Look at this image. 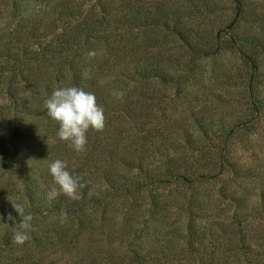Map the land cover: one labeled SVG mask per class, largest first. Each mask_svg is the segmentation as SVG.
Returning <instances> with one entry per match:
<instances>
[{
	"label": "rangeland",
	"instance_id": "374dc122",
	"mask_svg": "<svg viewBox=\"0 0 264 264\" xmlns=\"http://www.w3.org/2000/svg\"><path fill=\"white\" fill-rule=\"evenodd\" d=\"M7 2L0 0V54L29 53L57 41L70 26L61 15L69 8L86 17L90 7L118 14L112 24L123 42L110 53L99 51L94 57L105 55L104 63L93 64L88 80L80 83L103 107L104 123H109L107 110L124 109L114 127L121 126L126 144L151 131L152 145L140 155L147 165L143 167L160 176L159 188L147 189L148 179L136 166L133 171H125L129 166H102L98 152L88 164L63 155L58 125L47 115L42 97L36 103L41 115L32 124L27 120L35 128L27 133L32 149L21 151L22 158L11 152L0 162V264H128L135 251L145 256L144 264H178L195 248L202 249L206 264H264L259 259L264 253V0H241L244 11L237 21L234 0H24L14 7L5 6ZM133 7L138 15L159 12L161 27L146 19L136 22ZM145 61L158 64L160 77L149 90L139 86L135 93L124 91L117 74H130ZM105 62L113 70L109 76L104 74ZM49 69L45 63L42 71ZM114 91L124 95L117 98ZM144 94L156 106L128 113L126 106L139 103ZM6 102L0 93V106ZM165 155L188 158V166H163ZM57 158L67 162L68 171L86 185L83 191L101 206H86L72 218L52 210L53 202L71 200L65 195L47 198L53 182L48 164ZM177 169L191 170L188 178L199 182L175 183ZM133 181L140 184V193ZM123 183L132 193L120 188ZM29 186L41 213L39 222L32 221L39 223L38 239L33 229L23 245H8L3 238L13 228L9 214L19 220L12 202L22 201L27 212ZM77 191L81 199L82 190ZM150 197L161 198L159 210H151ZM237 198H242L241 205L232 200ZM235 215L244 224L248 263L232 256L230 224Z\"/></svg>",
	"mask_w": 264,
	"mask_h": 264
},
{
	"label": "trees",
	"instance_id": "16d2710c",
	"mask_svg": "<svg viewBox=\"0 0 264 264\" xmlns=\"http://www.w3.org/2000/svg\"><path fill=\"white\" fill-rule=\"evenodd\" d=\"M22 2H24V0H8L5 6L14 7L20 5ZM234 3L237 13L235 20L237 21L244 10L241 0H234ZM73 7L75 9L76 5ZM130 9H132L131 18H134L136 22L146 19V23H151L150 25L158 27L162 25V23H158V21L163 19L159 12H152L153 14H148V12H146L144 15H138V11H135L134 7ZM85 12L90 16L88 15L86 17V15L79 13L78 10H72L70 8L66 13H61V15H64L65 19H68L67 22L70 26L65 28V31L59 35L57 41L47 43L42 50L37 49L27 53V50L23 48L24 51L19 50L17 54H12L10 52H3L0 54V61L3 63L0 65V87H2L0 93L5 95L7 101L0 106V147L3 155L0 158V162L8 159L11 156V152L14 158H22L21 155H23V151L32 149V142H30L31 139L28 134H33L35 128L28 127L27 120L29 119V123L32 124L31 120L36 122L35 119L41 115L40 105L36 107V103L40 104V99L42 97L46 98L49 96L53 88L59 85H75L82 88L83 86H81L80 82L83 80L87 81L88 76L93 72L90 67L95 63L100 65L104 63L103 59L105 55L95 58L94 56H88L89 51H94L96 55L99 51L110 53L115 46L123 42L120 40L122 35L117 34V29L119 28H117L115 24H112V22L117 21V19H115L118 16L117 13L112 15L110 10L103 6L100 8L90 7L88 12ZM80 16H83L82 20L81 18H77ZM60 19H62V17ZM72 21L75 22L73 23ZM119 35H121V37L118 39ZM54 43L55 45H53ZM45 63L52 66V69L45 70V73H43L42 69L45 67ZM31 64L37 67H31ZM110 66L111 64H109V62H105L103 66L105 67L106 72L104 74L106 76L113 73V70L109 68ZM157 68H159L157 63L145 61V66L133 67L130 70V74L120 71V74H117L116 77L119 83L118 85L124 91H129L131 93H135V90L138 89L139 86L149 90L153 79L160 77V74H158L160 70ZM85 72H87L86 77L83 75ZM45 74L47 77L42 81L41 77ZM160 82L163 84L162 80ZM152 98L153 97L144 94L142 98L138 99L139 103L126 106L127 112H136L138 108H142V111H149L156 106ZM107 111L105 115L106 118L109 119V123H104V128H106L97 132L90 128L86 133L87 143L85 151L76 153L67 147L66 142L60 141L58 148L61 153H63V155L75 157L76 159L82 160L83 163L88 164V162L92 160V154L98 152L101 156L100 161L102 166H129V168L124 167L126 169L125 171H133L134 168L132 167L136 166L135 168H137L138 171H142L141 175H144L148 179L147 189L153 186L159 188L157 179L160 176V172H157L155 169H146L143 167L147 165H144V157L140 155L147 151V145H152V140L150 138H154V136L151 131L148 129V134L145 133L143 136L132 140L131 143L126 144L127 139L124 141L120 138L122 132L121 126L114 127L115 122L118 124L121 123L118 119L123 117L124 109H114L112 111L110 109ZM112 117H116L114 122H111ZM92 131L96 133L92 134ZM34 135L31 136V138L34 137ZM203 148L204 147L200 150L202 155V152H204ZM90 149L93 152L90 151ZM164 157L166 160L163 161V166H177L176 164L178 162L181 163L179 166H188L186 165L188 158L179 157L175 160V157L169 155H165ZM189 171L185 172L184 170L177 169L173 175L176 179L175 183H184V186H189L190 184L194 185L199 182L200 179L190 180L188 178L186 173H189ZM203 177L206 179L205 176ZM209 180H212V178L209 177ZM132 183L138 184V186L134 188V191L140 193L142 189L140 184L135 181ZM85 187L86 185H82V187L79 188L82 190L81 194H83L81 199L53 202L51 204L52 210L54 209V211L59 212L60 215L66 212L69 218H72L77 212L85 210L86 206H101L102 204L99 201L92 196L89 197L88 192L83 191ZM120 188H122L124 192L132 193L125 183H123ZM26 195L29 198L34 197V192L31 190L30 186L26 191ZM132 195L135 196V193ZM159 198L155 201L150 197L151 200L149 199L148 202L151 204V210H159L161 208V198ZM241 199L238 200L237 198L232 200L241 205ZM27 212L32 213L33 221H40L39 214L41 213L38 210V206L32 201V198L30 199ZM42 217L44 218L45 216ZM241 221L242 220L235 215L232 217V222L230 224L233 227L232 240H234L232 242V256L234 257L238 254L236 258L238 262H242L244 259L243 262L248 263L249 261L246 260V254H248L249 251L245 246L244 233H242V231H244L242 225L244 224H242ZM16 223H19V220H17ZM38 224L39 223L33 225L34 230L31 234L35 233ZM8 230L5 238H3V242L13 246L14 244L11 242L13 228L11 231ZM34 235H36L34 239L37 240V232ZM190 235L194 237L192 232H190ZM262 237L264 239V235ZM189 244L192 245L191 242H189ZM195 254H197V256L198 254L200 255L198 256L199 259H197L198 257ZM134 255L132 261H129L128 264L145 263V256L140 252L135 251ZM205 257L202 249L195 248L190 250L187 254H183L181 260H184L185 263L179 262L178 264H186V262L187 264H191L193 260L201 261V264H206L204 262V260H206ZM241 257L243 259H241ZM262 258L264 259V253L260 255L259 259ZM211 264L215 263L213 262Z\"/></svg>",
	"mask_w": 264,
	"mask_h": 264
},
{
	"label": "clouds",
	"instance_id": "9594fccd",
	"mask_svg": "<svg viewBox=\"0 0 264 264\" xmlns=\"http://www.w3.org/2000/svg\"><path fill=\"white\" fill-rule=\"evenodd\" d=\"M94 51H89L88 56H95ZM87 76V72L83 74ZM113 95L120 98L123 91H114ZM47 115L58 125L56 136L67 143V147L76 153L85 151L87 143L86 133L91 128L101 131L104 128V109L97 103L94 93L83 88L69 85H59L53 88L51 94L44 100ZM48 172L52 177V185L47 192L49 200L59 195H65L72 200L79 199L78 188L82 187L79 180L68 171L67 162L57 158L48 164ZM12 202V201H11ZM12 208L19 216V223L13 220V235L11 242L14 245H23L29 239V232L33 230V215L26 212L22 201L12 202ZM64 216L67 213H63Z\"/></svg>",
	"mask_w": 264,
	"mask_h": 264
}]
</instances>
